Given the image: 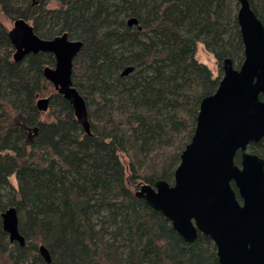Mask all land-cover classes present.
I'll use <instances>...</instances> for the list:
<instances>
[{
  "label": "trees",
  "instance_id": "1",
  "mask_svg": "<svg viewBox=\"0 0 264 264\" xmlns=\"http://www.w3.org/2000/svg\"><path fill=\"white\" fill-rule=\"evenodd\" d=\"M249 1L264 25V0ZM238 6V0H0V13L24 18L41 38L66 32L82 40L71 79L89 126L45 78L53 54L14 59L0 21V264H219L210 236L198 232L186 241L131 185L173 181L222 60L229 56L238 66L243 59ZM132 16L138 23L128 25ZM199 42L214 55L217 75L196 58ZM129 65L133 70L121 75ZM47 92L49 120L35 104ZM248 149L264 158V137ZM10 206L23 245L2 229L1 212Z\"/></svg>",
  "mask_w": 264,
  "mask_h": 264
},
{
  "label": "water",
  "instance_id": "2",
  "mask_svg": "<svg viewBox=\"0 0 264 264\" xmlns=\"http://www.w3.org/2000/svg\"><path fill=\"white\" fill-rule=\"evenodd\" d=\"M238 1L241 63L235 66L229 56L222 60L218 85L200 101L193 134L181 151L173 181L141 184L135 195L160 211L186 241H193L198 232L210 236L219 264H264V158L247 148L264 137V25L249 0ZM137 23L135 16L127 19L128 25ZM8 35L14 59L39 51L53 54L54 66L45 67L43 74L89 131L84 98L71 79L82 40L69 38L66 32L41 38L21 17L13 21ZM133 68L126 66L121 75ZM50 97L37 98L36 107L47 111ZM1 225L10 241L24 244L15 207L1 212ZM38 251L50 262L44 244Z\"/></svg>",
  "mask_w": 264,
  "mask_h": 264
},
{
  "label": "rangeland",
  "instance_id": "3",
  "mask_svg": "<svg viewBox=\"0 0 264 264\" xmlns=\"http://www.w3.org/2000/svg\"><path fill=\"white\" fill-rule=\"evenodd\" d=\"M14 20L15 19H14L13 15H11L10 17H7L4 14L0 13V21L6 26L7 29L10 30L13 27V21ZM73 39H75V38H73ZM195 55H196V58L198 59V61L204 63L205 65H207L211 69L213 75H217L218 73H220L218 71V63L216 62L214 55L212 53H210L209 51H207L206 48L204 47V45L200 42L197 44ZM220 74L222 75V71ZM49 94H50L49 92H47L45 94H40L39 96H37V98L48 96ZM43 116H44L43 118L46 120H49L51 118V116L47 115V111L43 112ZM9 180L11 181V183L14 186L17 185V182H16L14 175H11L9 177ZM141 184L137 183V184L131 185V189L133 191H136L139 188V185H141ZM3 264H7V263H3Z\"/></svg>",
  "mask_w": 264,
  "mask_h": 264
},
{
  "label": "flooded vegetation",
  "instance_id": "4",
  "mask_svg": "<svg viewBox=\"0 0 264 264\" xmlns=\"http://www.w3.org/2000/svg\"><path fill=\"white\" fill-rule=\"evenodd\" d=\"M33 2H36V0H33ZM18 18V17H17ZM14 19H16V18H14ZM30 24V23H29ZM250 144V143H249ZM248 148V147H247ZM249 150V149H248ZM9 239V238H8ZM13 242H16V241H13Z\"/></svg>",
  "mask_w": 264,
  "mask_h": 264
}]
</instances>
